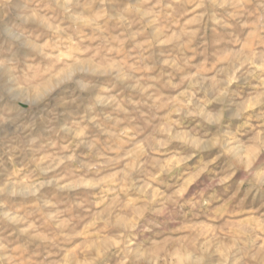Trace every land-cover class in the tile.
<instances>
[{
  "label": "rangeland",
  "instance_id": "374dc122",
  "mask_svg": "<svg viewBox=\"0 0 264 264\" xmlns=\"http://www.w3.org/2000/svg\"><path fill=\"white\" fill-rule=\"evenodd\" d=\"M0 264H264V0H0Z\"/></svg>",
  "mask_w": 264,
  "mask_h": 264
}]
</instances>
